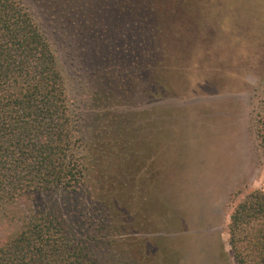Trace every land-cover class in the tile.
I'll use <instances>...</instances> for the list:
<instances>
[{"label": "rangeland", "instance_id": "1", "mask_svg": "<svg viewBox=\"0 0 264 264\" xmlns=\"http://www.w3.org/2000/svg\"><path fill=\"white\" fill-rule=\"evenodd\" d=\"M19 1L55 53L90 158L98 161L103 143L106 173L134 178V194L150 215L140 231L109 236L112 249L99 253L101 264H235L230 215L264 180L256 136L264 109V0H188L196 29L174 31L183 44L167 58L169 73L153 78L140 60L112 91L99 80V57L87 64L57 1ZM116 144L129 166L119 172ZM17 211L0 210V241L18 232Z\"/></svg>", "mask_w": 264, "mask_h": 264}, {"label": "trees", "instance_id": "2", "mask_svg": "<svg viewBox=\"0 0 264 264\" xmlns=\"http://www.w3.org/2000/svg\"><path fill=\"white\" fill-rule=\"evenodd\" d=\"M55 1L80 52L90 57L87 64L99 57V80L110 91L122 89L114 81L140 67V60L153 78L166 71L170 53L183 44L174 31L196 29L188 0ZM77 125L49 41L19 0H0V210L17 207L19 221L18 232L0 241V264H101L99 253L112 249L109 236L140 231L142 220L150 221L134 194V178L124 182L106 173L103 143L92 161ZM256 125L264 157V109ZM116 146L119 172L129 166L122 162L125 149ZM229 220L234 263L264 264V180Z\"/></svg>", "mask_w": 264, "mask_h": 264}]
</instances>
